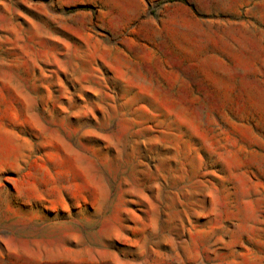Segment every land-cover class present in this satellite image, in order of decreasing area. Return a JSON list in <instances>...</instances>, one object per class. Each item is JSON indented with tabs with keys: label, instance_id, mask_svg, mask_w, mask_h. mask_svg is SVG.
Masks as SVG:
<instances>
[{
	"label": "rangeland",
	"instance_id": "374dc122",
	"mask_svg": "<svg viewBox=\"0 0 264 264\" xmlns=\"http://www.w3.org/2000/svg\"><path fill=\"white\" fill-rule=\"evenodd\" d=\"M0 264H264V0H0Z\"/></svg>",
	"mask_w": 264,
	"mask_h": 264
},
{
	"label": "bare ground",
	"instance_id": "6f19581e",
	"mask_svg": "<svg viewBox=\"0 0 264 264\" xmlns=\"http://www.w3.org/2000/svg\"><path fill=\"white\" fill-rule=\"evenodd\" d=\"M82 64H84V63H82ZM126 122V121H125ZM128 122V121H127ZM206 235H207V233H205ZM192 237V236H191ZM203 239V238H202Z\"/></svg>",
	"mask_w": 264,
	"mask_h": 264
}]
</instances>
